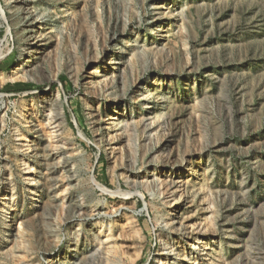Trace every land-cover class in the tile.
Wrapping results in <instances>:
<instances>
[{"label": "rangeland", "instance_id": "374dc122", "mask_svg": "<svg viewBox=\"0 0 264 264\" xmlns=\"http://www.w3.org/2000/svg\"><path fill=\"white\" fill-rule=\"evenodd\" d=\"M21 5L0 0V264H264V0Z\"/></svg>", "mask_w": 264, "mask_h": 264}, {"label": "bare ground", "instance_id": "6f19581e", "mask_svg": "<svg viewBox=\"0 0 264 264\" xmlns=\"http://www.w3.org/2000/svg\"><path fill=\"white\" fill-rule=\"evenodd\" d=\"M9 1V0H8ZM13 1V3L15 4V8H18L21 4H23V1H25V0H12ZM27 1V0H26ZM26 3V2H25ZM22 6V5H21ZM28 7V6H27ZM14 8V9H15ZM20 8V7H19ZM22 8V7H21ZM20 10V9H19ZM18 10V11H19ZM23 9H21V11H22ZM27 11V10H26ZM27 15H28V17L26 18L27 19V24H28V26L29 27H31V29H32V26L33 25H31L30 23L31 22H34L33 21V18H34V14H33V12H30V11H28L27 12ZM25 16V15H24ZM3 17V16H2ZM5 21V20H4ZM30 24V25H29ZM25 32V31H24ZM30 34H33L34 36L36 35V33L35 32H32V30H31V32H30ZM30 34H28V35H30ZM37 36V35H36ZM39 37H42V36H39ZM29 39V38H28ZM36 39L38 40V37H36ZM38 44V43H37ZM36 44V45H37ZM30 52V51H29ZM28 52V53H29ZM31 52H33L34 53V51L32 50ZM25 62H21V66L24 64ZM27 68V67H26ZM24 69H22L21 70V67L20 66H18L17 68H15L14 70H12V72H11V75H10V79L12 80V81H15V80H18V79H20V78H24L25 76H23L22 74H20V72L21 71H23ZM26 72V71H25ZM24 74V73H23ZM26 74V73H25ZM26 78V77H25ZM5 79V78H4ZM5 81V80H4ZM8 81V80H7ZM55 124V123H54ZM55 180V179H54ZM51 189V188H50ZM53 192V191H52ZM181 195V194H180ZM183 200V199H182ZM179 203H181L182 201L180 200V201H178ZM178 204V203H177ZM79 208V207H78ZM175 229V228H174ZM176 229H178V228H176ZM184 233H182V234H180V235H183ZM175 251V250H174ZM173 253V252H172Z\"/></svg>", "mask_w": 264, "mask_h": 264}, {"label": "trees", "instance_id": "16d2710c", "mask_svg": "<svg viewBox=\"0 0 264 264\" xmlns=\"http://www.w3.org/2000/svg\"><path fill=\"white\" fill-rule=\"evenodd\" d=\"M31 86V85H30Z\"/></svg>", "mask_w": 264, "mask_h": 264}]
</instances>
